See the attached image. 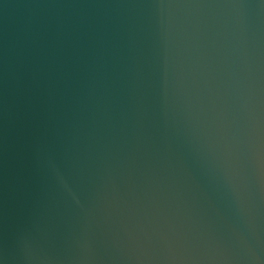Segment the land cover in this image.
Segmentation results:
<instances>
[{
  "label": "water",
  "instance_id": "1",
  "mask_svg": "<svg viewBox=\"0 0 264 264\" xmlns=\"http://www.w3.org/2000/svg\"><path fill=\"white\" fill-rule=\"evenodd\" d=\"M0 264H264V0H0Z\"/></svg>",
  "mask_w": 264,
  "mask_h": 264
}]
</instances>
